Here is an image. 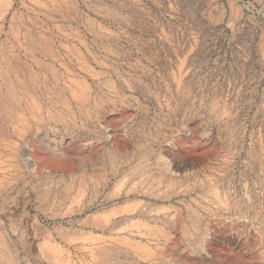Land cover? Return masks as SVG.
I'll return each mask as SVG.
<instances>
[{"label": "rangeland", "instance_id": "rangeland-1", "mask_svg": "<svg viewBox=\"0 0 264 264\" xmlns=\"http://www.w3.org/2000/svg\"><path fill=\"white\" fill-rule=\"evenodd\" d=\"M10 2L0 49L33 89L29 126L0 137L18 264H264V0ZM162 152L165 217L142 161Z\"/></svg>", "mask_w": 264, "mask_h": 264}, {"label": "bare ground", "instance_id": "bare-ground-1", "mask_svg": "<svg viewBox=\"0 0 264 264\" xmlns=\"http://www.w3.org/2000/svg\"><path fill=\"white\" fill-rule=\"evenodd\" d=\"M80 1V0H79ZM107 1V0H106ZM113 1V0H112ZM16 2V1H15ZM39 2V1H38ZM91 2V1H90ZM17 3V2H16ZM29 3V2H28ZM101 3V2H100ZM10 0H0V17L4 18L7 17L8 12L10 10ZM20 4V3H19ZM36 4V3H35ZM39 4V3H38ZM80 4V3H79ZM13 5V4H12ZM100 5V4H99ZM80 6V5H78ZM95 6V5H94ZM120 6V5H119ZM17 7V6H16ZM83 7V6H82ZM98 7V6H97ZM15 8V7H14ZM21 8V7H20ZM79 8V7H78ZM96 8V7H95ZM101 8V7H100ZM112 8V7H111ZM165 8V6H164ZM22 9V8H21ZM29 9V8H27ZM103 10V8H101ZM106 9V8H105ZM113 9V8H112ZM171 9V8H170ZM12 10V9H11ZM30 10V9H29ZM98 10V9H97ZM166 10V9H165ZM168 10V9H167ZM173 10V9H172ZM107 11V9H106ZM12 12V11H11ZM97 12V11H96ZM109 12V11H108ZM113 12V11H112ZM118 12V11H117ZM31 13V12H30ZM115 13V12H114ZM170 13V12H169ZM57 14V13H56ZM113 14V13H112ZM153 14V13H152ZM165 14V13H164ZM168 14V13H167ZM105 15V14H104ZM117 15V14H116ZM163 15V14H162ZM88 16V14H87ZM11 17V15H10ZM119 20H121L120 18H118ZM46 20V19H45ZM87 20V19H86ZM115 20V19H114ZM123 20V19H122ZM188 20V19H187ZM23 21V20H22ZM82 21H83V17H82ZM1 22V21H0ZM8 22V21H7ZM16 22V21H15ZM39 22V21H38ZM84 22V21H83ZM152 22V21H151ZM12 23V22H11ZM104 23V22H103ZM14 24V23H13ZM205 24V23H204ZM49 25V24H48ZM165 25V24H164ZM206 25V24H205ZM97 26V25H96ZM208 26V25H206ZM163 27V26H162ZM161 27V28H162ZM8 28V27H7ZM46 28V27H45ZM170 28V27H169ZM186 28V27H185ZM160 29V28H159ZM15 31V30H14ZM28 31V30H27ZM34 30H32L33 32ZM41 31V30H40ZM92 31V30H91ZM10 32V31H9ZM24 32V31H23ZM29 32V31H28ZM104 32V30H103ZM26 33V32H25ZM99 33V32H98ZM105 34V33H104ZM2 35V34H1ZM26 35H29L28 33H26ZM25 35V36H26ZM33 34H31L32 36ZM92 36V35H91ZM24 37V34L23 36ZM27 37V36H26ZM29 37V36H28ZM33 37V36H32ZM41 37V36H40ZM25 38V37H24ZM35 38V37H34ZM114 38V37H113ZM7 39V37H6ZM46 39V38H45ZM29 40V39H28ZM44 40V39H43ZM16 42V41H15ZM31 42V41H30ZM43 42V41H42ZM50 42V41H49ZM114 42V41H113ZM2 43V42H1ZM24 43V42H23ZM36 43H38L36 41ZM35 43V44H36ZM57 43V42H56ZM55 43V44H56ZM98 43V42H97ZM49 44V43H47ZM51 44V43H50ZM109 44V43H108ZM30 45V44H29ZM33 46V43L31 44ZM38 45V44H37ZM14 46V45H13ZM21 46V45H20ZM23 46V45H22ZM44 46V45H43ZM54 47V46H53ZM18 49V48H17ZM43 49V48H42ZM41 49V51H42ZM55 49V48H54ZM0 77L2 78V82L3 84H1L2 86H0V137H3L4 140L7 139L8 132H7V125L9 124L11 128H13V131L15 132V130L20 126V124L23 122V126L24 128H27L29 126V122L28 123V119L26 117L27 114L30 113V109H31V105H30V99H31V94L30 92L33 91V89L31 90V88H29L30 83H31V70L30 67L26 64L25 61H23L22 59H20L19 57L15 56V55H9L8 56V52L5 50V46L2 45L1 49H0ZM29 51V49H28ZM39 51V50H37ZM186 51V50H185ZM27 52V51H26ZM182 52V51H181ZM50 54V53H49ZM33 55V54H32ZM43 55V54H42ZM20 56V55H19ZM29 56V55H28ZM37 56V55H36ZM32 61V60H31ZM44 62V61H43ZM45 63V62H44ZM192 63V62H191ZM15 66L17 69H15ZM43 67V66H42ZM17 72V78H15L13 75L14 72ZM191 73V72H190ZM40 74V73H39ZM188 75V74H187ZM196 75V74H195ZM47 76V75H46ZM45 76V77H46ZM189 77V76H188ZM195 78V76H194ZM43 79V78H42ZM191 79V78H190ZM44 80V79H43ZM185 80H187L185 78ZM193 79H191L192 82ZM196 80V79H195ZM1 82V83H2ZM44 82H46L44 80ZM189 84V83H187ZM191 84V83H190ZM19 86L22 87L21 90V98L20 96H17V88H19ZM37 87V86H36ZM40 87V86H39ZM189 89V88H188ZM44 90V89H43ZM46 91V90H45ZM39 92V90H38ZM36 94V93H35ZM45 95V94H44ZM192 95V94H191ZM34 96V95H32ZM180 96V95H179ZM187 96V95H186ZM182 97V96H181ZM185 97V96H184ZM188 97V96H187ZM185 97V98H187ZM43 98V97H42ZM183 98V97H182ZM38 99V97H37ZM217 100V99H216ZM217 103V102H216ZM212 105V104H211ZM215 105V104H214ZM217 105V104H216ZM223 105V104H222ZM211 107V106H210ZM216 108V107H215ZM224 108V107H222ZM217 109V108H216ZM220 109V108H219ZM207 110V109H206ZM209 110V108H208ZM214 110V109H213ZM212 110V111H213ZM219 111V110H217ZM211 112V111H209ZM214 112V111H213ZM42 114V113H41ZM212 114V112H211ZM214 115V114H213ZM40 117V116H39ZM206 117V116H205ZM218 117V115H217ZM211 119V118H210ZM22 121V122H21ZM44 123V122H42ZM33 127V126H32ZM187 128V127H186ZM10 130V129H9ZM33 131V129H32ZM12 132V129H11ZM31 133V132H30ZM190 133V131L188 132ZM13 134V132H12ZM32 134V133H31ZM30 135V134H28ZM16 138V137H15ZM25 141V140H24ZM1 144V143H0ZM4 144V143H2ZM27 144V143H26ZM7 145V144H6ZM28 148V147H26ZM29 161L31 160L30 157ZM28 161V160H27ZM31 162V161H30ZM33 162V161H32ZM31 162V163H32ZM29 165V164H28ZM36 167V165H35ZM134 167V166H133ZM140 168V167H139ZM138 168V169H139ZM132 169V167H131ZM51 170V169H50ZM50 170H45V172H50ZM53 174V173H52ZM62 175V174H61ZM8 184V182H6ZM5 183V185H6ZM4 191V189H3ZM71 210V208H70ZM66 212V211H65ZM90 221V220H89ZM93 221V220H92ZM100 221V220H99ZM98 222V221H97ZM99 223V222H98ZM107 223V222H104ZM91 224V223H90ZM108 224V223H107ZM37 226V225H36ZM98 226V225H97ZM46 227V226H45ZM100 227V226H99ZM109 227V226H108ZM110 228V227H109ZM40 229V228H39ZM44 229V228H43ZM108 229V228H107ZM23 230V229H22ZM49 232V230H47ZM58 231V230H57ZM100 231V230H99ZM104 231V230H103ZM38 232V231H37ZM36 232V234H37ZM52 232V231H51ZM40 233V232H39ZM107 233V232H106ZM25 234V232H24ZM32 234V233H31ZM58 234V233H56ZM20 235V234H19ZM28 235V234H27ZM38 235V234H37ZM56 236V235H55ZM34 237V236H33ZM37 237V236H36ZM35 237V238H36ZM42 237V236H41ZM46 237V234H45ZM55 238V237H54ZM53 238V239H54ZM236 238V237H235ZM26 240V239H24ZM71 240V239H70ZM9 243V241L7 240V238L5 239V237L0 235V259L4 260V264H18V257L16 256V251L13 248L11 244L9 245L11 247V249L7 248V244ZM16 243V242H15ZM22 243V242H21ZM27 244V243H26ZM106 244V243H105ZM102 245V244H101ZM16 246H18L16 244ZM27 246V245H26ZM103 246V245H102ZM101 248V246H99ZM23 248V247H22ZM28 248V247H27ZM98 248V247H97ZM103 248H105L103 246ZM109 248V246H108ZM112 248V246H111ZM21 249V248H20ZM102 249V248H101ZM28 251V250H27ZM105 251V249H104ZM103 252V251H102ZM110 252V251H109ZM104 253V252H103ZM100 253V254H103ZM207 253V252H206ZM46 254V253H45ZM21 255V254H20ZM107 255V254H106ZM115 256V255H114ZM30 257V256H28ZM49 257V256H48ZM101 257V256H100ZM27 258V257H26ZM62 258V257H61ZM60 258V259H61ZM103 258V257H102ZM106 258V257H105ZM104 258V259H105ZM108 258V257H107ZM106 258V260H107ZM53 260V258L51 259ZM58 260V259H56ZM109 260V259H108ZM113 260V259H112ZM65 261V260H64ZM68 261V260H67ZM102 261V260H101ZM2 262V261H1ZM0 262V263H1ZM55 262V260H54ZM111 262V261H110ZM202 262V261H201ZM206 262V261H205ZM35 263V262H34ZM53 263V262H52ZM57 264H59L60 262H56ZM96 263V262H95ZM104 263V262H103ZM66 264H70L69 261L68 263L66 262ZM87 264V262H86ZM90 264V263H89ZM93 264V263H91ZM206 264V263H205Z\"/></svg>", "mask_w": 264, "mask_h": 264}, {"label": "crops", "instance_id": "crops-1", "mask_svg": "<svg viewBox=\"0 0 264 264\" xmlns=\"http://www.w3.org/2000/svg\"><path fill=\"white\" fill-rule=\"evenodd\" d=\"M148 148L152 147L153 145H145ZM163 155H156L155 153L152 155H147V157L144 158V163H150L151 166L153 165V163L159 161V163L161 164V166L159 167L160 171H155L154 174V179L152 181V184H155L157 187L153 188V191H155L156 193H158L157 195H160L158 198L160 199V203L158 204V207L160 208V214L159 216H166L167 214L169 215L172 211L173 206L171 204H166V201H163L162 199L165 197H170L169 194L175 193L176 191V186L174 184L173 178H175V173L172 170V164L168 161V159L166 158L168 155L165 154V152H162ZM143 163V167L145 168ZM144 172V169H143ZM174 174V175H173ZM264 174V172L262 173L261 169H259V167L257 166V164H254L253 168H252V175L254 176V178H260L261 175ZM145 172L144 174L139 173L136 175V180H138L139 182H142V180L144 181L145 179ZM144 176V177H143ZM127 180V179H126ZM133 180H128L127 185H130L132 183ZM258 189L260 190V192H263L264 194V186H258ZM200 213V220L199 223H203L204 221L207 220V218L203 217V214ZM199 215V214H198Z\"/></svg>", "mask_w": 264, "mask_h": 264}]
</instances>
